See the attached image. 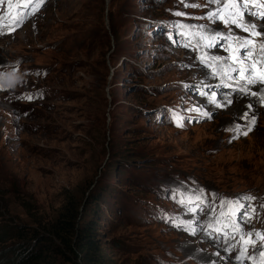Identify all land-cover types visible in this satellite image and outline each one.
<instances>
[{
    "label": "rangeland",
    "instance_id": "374dc122",
    "mask_svg": "<svg viewBox=\"0 0 264 264\" xmlns=\"http://www.w3.org/2000/svg\"><path fill=\"white\" fill-rule=\"evenodd\" d=\"M215 7L46 0L8 34L21 13L0 5V264L13 261L19 227L51 245L41 226L68 204L101 264H239V245L229 253L236 241L214 229L227 223L222 202L240 199L256 209L244 231L264 232V107L240 92L228 105L231 89L177 35ZM48 251L45 264L80 257Z\"/></svg>",
    "mask_w": 264,
    "mask_h": 264
},
{
    "label": "snow or ice",
    "instance_id": "6c2138e0",
    "mask_svg": "<svg viewBox=\"0 0 264 264\" xmlns=\"http://www.w3.org/2000/svg\"><path fill=\"white\" fill-rule=\"evenodd\" d=\"M185 7H216L206 12L202 17L196 19H206L209 23L203 25H179L184 29H196V31H184L177 33L186 39L184 47L193 48L199 53L197 59L200 64L210 70V75L213 78L219 79L220 84L217 87L231 89L229 93L224 95L228 105L232 104L231 95L236 92L257 97L260 105L264 107V0H207L205 5L198 3H189V0H182ZM5 0H0V5L4 4ZM15 3L16 11L21 13L20 18L15 21V26L9 28L8 34L14 32L22 26L30 17L34 16L46 3V0H7L8 9H12ZM176 16H187V13L175 12ZM0 17V22L3 21ZM220 23L224 26V31L216 29L215 24ZM2 23H0V34L2 32ZM233 29L243 32L245 35L240 36ZM196 39V44L192 43ZM170 40L173 37L169 36ZM173 42H175L173 40ZM220 48L227 55L213 54L212 50ZM39 75V73H37ZM243 82V83H241ZM235 85V86H234ZM259 85L257 91L252 88ZM9 84L8 88L13 87ZM0 90H7L3 84H0ZM208 96V93H201ZM41 94L26 95L20 97L32 101L38 98ZM209 103L216 107H224V104L218 99L217 93H211ZM247 107L252 109V104ZM199 111V109H194ZM204 116H209L208 112L202 113ZM248 113L243 114V119H247ZM251 124L255 125L256 120L253 117ZM182 126V125H178ZM252 129L249 128L248 131ZM248 131L243 132L244 136L248 135ZM200 197H197L199 200ZM244 200L252 201L256 199L253 196H244ZM190 202V201H189ZM185 201H181L184 204ZM227 206L228 211L222 212L221 216L227 219L218 220L217 223L222 227L214 229L215 232L222 234L226 240H235L236 243H229L225 250L231 253L239 245L240 252L236 256L239 264H244V260L255 261L258 258H264V232H245L240 221L244 223L250 222L256 214V209L248 206L245 207L240 199L223 201L221 207ZM264 207V205H261ZM196 211V209H190ZM225 229H230L225 231ZM238 237V239H237ZM255 255H249V251ZM260 264H264V259L260 260Z\"/></svg>",
    "mask_w": 264,
    "mask_h": 264
},
{
    "label": "trees",
    "instance_id": "16d2710c",
    "mask_svg": "<svg viewBox=\"0 0 264 264\" xmlns=\"http://www.w3.org/2000/svg\"><path fill=\"white\" fill-rule=\"evenodd\" d=\"M75 219L68 204L58 213L53 222L41 226L47 237L54 241L51 240V245L36 242L37 233L27 235L22 228H17L15 234L20 241L15 245L14 259L9 264H45L47 260L44 256L49 254L48 250L65 251L73 257H76L78 252L80 257L77 262L67 259L70 264H101L97 247L93 243L94 239L88 233L90 230L79 222L75 224ZM40 244L41 247L38 248Z\"/></svg>",
    "mask_w": 264,
    "mask_h": 264
}]
</instances>
